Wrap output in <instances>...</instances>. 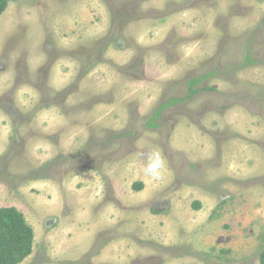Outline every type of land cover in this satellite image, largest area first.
<instances>
[{"label": "rangeland", "instance_id": "obj_1", "mask_svg": "<svg viewBox=\"0 0 264 264\" xmlns=\"http://www.w3.org/2000/svg\"><path fill=\"white\" fill-rule=\"evenodd\" d=\"M191 80L200 93L171 103ZM162 106L159 128L145 129ZM153 150L164 161L159 179L143 171ZM141 177L150 191L133 190ZM38 179L49 190L32 187ZM41 198L66 224L38 212ZM97 199L116 223L95 234L69 215ZM6 207L35 219L21 264H260L264 0L11 2L0 16ZM144 211L164 213L161 235L176 245L147 242L155 234Z\"/></svg>", "mask_w": 264, "mask_h": 264}, {"label": "crops", "instance_id": "obj_2", "mask_svg": "<svg viewBox=\"0 0 264 264\" xmlns=\"http://www.w3.org/2000/svg\"><path fill=\"white\" fill-rule=\"evenodd\" d=\"M159 125L157 124V129L159 128L158 127ZM146 127V126H145ZM147 130H157V129H150V128H145ZM179 140V138H178ZM34 180H37V179H34ZM43 179H38V181H35L32 183V187H35V188H38V189H41L42 191H47L49 190V186H46V181H42ZM137 183H142L144 188L143 190L137 192V193H143L144 191H150L149 188L147 187L149 185V180L147 179V177H141V179L139 180V182H136L134 184H137ZM133 184V185H134ZM152 185V184H151ZM133 188V187H132ZM134 190V189H133ZM135 191V190H134ZM92 194H93V190L91 191ZM189 193H192V192H189ZM194 193V192H193ZM180 194L179 191L177 192V195ZM94 195V194H93ZM201 195V194H200ZM92 199L94 197L90 196ZM26 202L28 201V198L26 197ZM44 199V198H43ZM135 201V200H134ZM138 203H140L141 201L142 202H146L147 200L144 198V197H141L140 198V202L138 201V199L136 200ZM176 203V202H175ZM99 203H98V199L97 200H94L92 204H90L88 206V200L84 201L82 206H77V209H76V215L73 216V214L71 213V215H69L70 218V221H76L77 223H86V222H90L92 223V227H93V230L95 231V234L96 233H99L102 229L106 228V227H112V225H115L116 223V219L113 217V215L111 214V211L112 209H98V206ZM174 205V204H173ZM34 206V205H33ZM176 206V210L177 212H181V211H185V210H181L180 209V206L178 204V202L174 205V207ZM35 207L36 209L38 210V212L40 214H45V215H49L48 213H50L49 211H51L52 213L54 212V214L51 213V217H58L59 213H60V209L57 208L55 209V207L48 203V201H44L43 204H42V198L41 200H39L38 204H37V201H36V204H35ZM87 207V209L85 208ZM203 207H204V204H203ZM15 208V207H14ZM18 210L24 215L26 221L28 222V224L30 226L33 227L34 229V232H35V238H36V226L34 224L35 222V219L31 216V213H27L25 211H21L19 209V207H17ZM16 208V209H17ZM84 208V209H82ZM96 209V211H94ZM49 210V211H48ZM142 214H144L145 218L147 219V221L149 222V228H148V231H150V233L152 234H155V238H151L150 240H145V238H142V243L140 242V240L138 241V245L142 246L143 250H139L135 245L133 247V254L135 256H137V259H146V256H147V253H146V249L144 247H146L145 243L147 242H150L152 244H157V245H161V246H167V247H171V246H174L176 245L175 242L170 241V239H167L165 238V236H162L161 233L164 231V226H163V216H164V213L162 214H159L158 217L156 216H153L151 214H148L146 211H144ZM179 215V214H178ZM44 216V215H43ZM49 217V216H48ZM62 223H64L63 221H66V219L68 220L67 217L62 218V217H58ZM133 221L136 222V223H140L142 225V221L141 220H138L137 217H132ZM93 221V222H91ZM146 221V222H147ZM89 223V224H90ZM66 224V222L64 223ZM79 226V225H78ZM78 226L76 225V227L78 228ZM181 228V227H179ZM145 230V233L147 231V229H144ZM105 232H109L108 231H105ZM147 241V242H146ZM178 244V243H177ZM144 246V247H143ZM123 248V247H122ZM127 247L124 246L123 250H124V253H126L127 251L125 250ZM140 248V247H139ZM147 248V247H146ZM141 249V248H140ZM116 250V249H115ZM85 251V249H84ZM102 254H106V255H103V258H106L107 260H109V256H112L111 254H114V253H102ZM130 253H127V255H129ZM114 258V257H113ZM135 259V258H134ZM122 261H124V258H122Z\"/></svg>", "mask_w": 264, "mask_h": 264}, {"label": "trees", "instance_id": "obj_3", "mask_svg": "<svg viewBox=\"0 0 264 264\" xmlns=\"http://www.w3.org/2000/svg\"><path fill=\"white\" fill-rule=\"evenodd\" d=\"M13 1L18 0H0V16L7 11ZM201 80H191L187 97L181 100H173L171 103L187 102L195 97L200 93L195 88ZM166 107H160L145 126L150 129H157L155 121L161 117ZM143 188L142 183L133 185V189L137 192L143 190ZM194 208L200 210L201 204L197 203ZM153 213L156 214L157 212L153 210ZM34 239L33 227L28 224L24 215L18 209L14 207L0 209V264H21L24 262L33 253ZM260 264H264V251L260 255Z\"/></svg>", "mask_w": 264, "mask_h": 264}, {"label": "clouds", "instance_id": "obj_4", "mask_svg": "<svg viewBox=\"0 0 264 264\" xmlns=\"http://www.w3.org/2000/svg\"><path fill=\"white\" fill-rule=\"evenodd\" d=\"M164 167V161L158 151H150L147 154V163L144 167V174L153 179H159Z\"/></svg>", "mask_w": 264, "mask_h": 264}]
</instances>
